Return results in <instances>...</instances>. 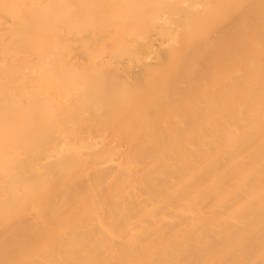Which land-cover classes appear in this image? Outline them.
I'll use <instances>...</instances> for the list:
<instances>
[{"label":"bare ground","instance_id":"bare-ground-1","mask_svg":"<svg viewBox=\"0 0 264 264\" xmlns=\"http://www.w3.org/2000/svg\"><path fill=\"white\" fill-rule=\"evenodd\" d=\"M0 264H264V0H0Z\"/></svg>","mask_w":264,"mask_h":264}]
</instances>
